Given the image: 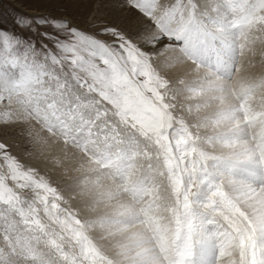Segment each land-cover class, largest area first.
<instances>
[{
	"label": "rangeland",
	"instance_id": "obj_1",
	"mask_svg": "<svg viewBox=\"0 0 264 264\" xmlns=\"http://www.w3.org/2000/svg\"><path fill=\"white\" fill-rule=\"evenodd\" d=\"M236 10L240 11V15H237L239 16L237 19L232 18L231 21L233 24L231 27L235 28L239 25L245 27L244 41L246 42L249 40L247 44L253 45L249 46V53L251 55L246 52L248 50L246 45L245 47L247 50L244 52H246V54L248 53L249 57H252V55L254 56L252 60H250L252 68L260 67L264 69V18H262L264 17V12L260 11L258 0H235L231 13L235 15L234 12H236ZM17 12L29 16L51 13L56 17H68L74 24L92 32L95 31V27L93 26L94 21L97 22V26L99 23H106L109 20L119 22L127 15L128 10L121 7V0H0V23L11 28V21ZM22 30L23 29H21V31ZM252 32L256 34L254 35ZM252 35L257 41L251 38ZM257 36L259 37L257 38ZM254 44H256L255 46L257 47H255ZM259 51H261L262 54H259ZM153 52H155V49ZM235 55H237V53ZM260 55L261 57H259ZM196 56L197 55H190L188 57L189 61L198 58ZM257 56L259 59L256 58ZM158 57L160 56H153L150 66L152 76L151 87L154 88V91L145 93L146 102L150 106V118L133 115L132 113L122 116L117 112L114 106L105 103L97 95L95 99L99 105L101 116L99 118H94L88 128L84 129L80 135H76L74 131L71 133L65 132L60 126L48 127L47 124L35 118L28 120L31 126L28 127L27 124L23 125L27 130L25 136L19 135L20 126L14 128L0 124V140L10 146L11 152L18 157L25 170V175L18 176L17 179H12L9 176L8 170L0 168V256H2V254L9 256L6 262H0V264H111V255L97 245L91 233L87 230L85 222L82 221L80 214L77 209H75V205L71 199L65 195V188L54 181L52 177V162L47 161L43 151L45 142H53L54 138L57 139H54V141H59L64 147L68 146L77 154L79 153L78 156L83 157L84 160L88 159L94 165L100 167V169H104V171L109 169L106 173L109 181L113 180L112 182L116 184L115 186L118 189L120 187L122 192L127 188L129 189L131 183L140 185V200L136 202V205L137 208L141 210V202L143 200L146 198L152 199V197L159 198L161 190L163 192L169 190L167 191L168 206H170L168 212L174 213L173 210L175 209L180 212H182L183 209L187 211L189 206L192 208L191 205H193V201H195L194 197L199 196V193L196 194L193 188L202 186L206 189L212 187V189L216 190L217 188L224 187V185L227 184L226 182L230 181V179H226L227 181L225 180L224 185L222 184L223 182H221L222 186L219 187V185L211 183L210 176L208 178L204 176L203 178H205V180L203 181H201L203 178L201 179L196 176L195 169L198 164H200L198 166L204 168L212 161V166H214L215 159L210 157L206 159V150L208 148L207 146H202V144H204L201 137L203 136L201 135L202 131H200L198 127L196 128V124H193V118H187L185 113L182 114V111H178V109L181 108L179 107L181 103L176 102L178 92L161 70V67L158 66L160 62ZM236 57L237 56H234V59L231 58L229 63L228 61L225 62V64H223L224 68H218L216 71L222 76H229L228 80L233 79L238 61ZM208 58L211 57L204 56L202 59L206 61ZM200 59L201 58L198 60L195 59V61L198 62L196 63L197 67L205 69L212 68L210 65L202 66L199 61H203ZM235 59L236 61H234ZM247 62H249V60H247ZM232 64H234L233 67ZM209 77L212 76L209 75ZM262 78L263 79L260 77L259 80L255 79L254 82L256 80L258 82L263 80L264 82V77ZM82 79L85 78L82 77ZM245 80L249 81V79ZM245 80H243V82H245ZM252 80L250 83L253 84ZM240 86L244 87L242 90L243 93L242 91L240 92L242 95H240V93L239 96L238 94L234 95L235 97L237 95L236 99L240 100L237 101L233 97L234 104L237 103L235 105L240 108L234 109L237 107L233 104L235 107L233 108V106H231L230 109H233V111H229V113L234 116L236 113V116H238V112L242 110V115L247 111V115L250 114L252 116L251 111L253 110L259 113V108L263 113H261L262 116H264V97L262 99L261 94L259 96L260 100H263V104L260 103L258 96L254 97L259 101H255L256 103L253 101L254 98L252 99L251 97L250 99L252 100L248 103L249 106H247L249 109L250 107L252 108L249 112V109L243 105L242 100H247L249 96H253V93L250 91L251 86H249L250 88L248 84H242L239 85V87ZM246 89H249L250 92ZM249 93L251 94L249 95ZM257 104L260 106L262 105V107H258ZM246 108L248 110H246ZM247 115H243L241 118L238 117L240 121L238 124H240L239 126L242 128L240 132L241 137L243 136L242 138L250 141L249 138L251 136L252 141L248 142V145L253 144L256 146V142H260V140L264 139L262 137L264 136L262 135L264 132L259 134L257 131L258 133H256L258 135H256L254 132L258 129L253 125L255 123L252 122L254 117H252L253 119L251 118V120V116L249 115V117ZM262 116L260 115L261 118ZM28 121L27 123H29ZM211 121L215 122L216 120L212 118ZM244 121V126H241ZM250 123H253L252 128H254V130L256 129L254 131L251 128L254 134H250L251 130L249 131V128H244L246 125L250 127ZM235 128L233 127L232 130H228L217 137H220V141L224 140L225 142L228 139L229 141L227 140V143L232 139L231 143H233L234 140L237 141L233 135V132L237 130V126H235ZM246 129H248L250 135ZM89 131L91 135L88 134ZM246 132L247 134H245ZM252 136L256 138H252ZM258 136L262 139L257 140ZM239 151H244V149ZM258 155L259 154L256 156ZM194 158L198 163L197 161H193ZM226 159L232 162L237 160L235 161V163L237 162L236 167L232 168L228 165L227 161L223 159L225 164H219L220 169L224 170L226 174L231 175L233 178L240 180L239 182L253 183L255 181H261L256 179L259 177H262L263 180L264 163L261 157L258 158L259 160L256 159L255 161L239 157H237V159H234V157H226ZM46 162H48V164ZM154 165L156 168H154ZM120 170L123 171L124 174ZM237 174L239 176H237ZM130 175H132V178L129 180L127 177ZM158 175H160V179H158ZM213 176L218 178V175L215 173ZM185 177L189 178L187 180L189 184ZM192 177L193 179L196 178L195 182L192 181ZM199 180L202 183H199ZM197 184L201 185L197 186ZM41 185H44V187H41ZM217 191L219 194L215 192L213 196H209L207 193L206 200L213 201L215 199L212 203L216 205L221 204V200L219 199H222L224 203L225 201L226 203L232 202L228 198L227 191H223L221 188L217 189ZM130 196L132 195L130 194ZM202 199H204V197H202ZM153 201L154 203H152L155 204V200ZM180 203L182 206H180ZM173 204L174 207L178 205V207L180 206L181 208L175 207L174 209L172 206ZM206 206L209 205L206 204ZM192 209H190V212L192 211L191 217H194L192 218L194 219L192 222L195 221L197 223V215H193L194 212ZM205 210L206 209H202V211ZM179 211L178 213L177 211L175 212L177 216L181 215ZM187 213L188 212H185L184 214ZM172 244H174V242H172ZM170 256L173 258L172 255ZM106 257L109 259H106ZM185 258L188 260L187 257Z\"/></svg>",
	"mask_w": 264,
	"mask_h": 264
},
{
	"label": "bare ground",
	"instance_id": "obj_2",
	"mask_svg": "<svg viewBox=\"0 0 264 264\" xmlns=\"http://www.w3.org/2000/svg\"><path fill=\"white\" fill-rule=\"evenodd\" d=\"M234 14L235 15H233L231 11L229 12L228 19L230 21L232 18L237 19L239 17L237 15H240V11L236 10ZM238 22L241 23L240 21ZM244 34L245 27L241 25L230 28L227 33L229 52L220 59L211 55V58L204 61L202 59L204 55L196 56L198 58L195 59L198 60L201 58L200 60L203 61H199L202 66L210 65L212 68L205 69L197 67L196 63L198 62H196L195 59H190L191 61H189L188 57L190 55L185 54L176 47V49L171 48L166 50L163 55H155L160 56L158 57L160 60L158 66L161 67V70L178 92L176 102L181 103V106H179L181 108H179L178 111H182V114L185 113L187 118H193V124H196V128L198 127L200 131H202L201 135L203 136L201 137L204 143L202 146H207L209 149L206 150V159H208V157L215 159L214 166H212V161L204 168H201L198 166L200 164H198L195 169L196 176L201 179L204 176L207 178L210 176L211 183L219 185V187L222 186L221 182H223L222 184L224 185L225 180L230 179V181L226 182L227 184L224 185V187L220 188L228 192V198L232 201L231 203L228 201V203H226V201L224 203L222 199H219L221 200V204H213L212 202L215 201V199L213 201L206 200V194L208 193L209 196H213L215 192L219 194L217 189L220 188L215 190L212 189V187L206 189L201 186L199 188H193L196 194L199 193V196L194 195L195 201H193V205H191L192 208L194 207L193 209L189 206L188 208L186 207L187 211L184 209L182 210L184 213L188 212L187 214L175 209V207L179 208L182 206L181 203L179 207L178 205L174 207L175 203L172 205L177 213L178 211L181 213V215L179 214L180 216H177L175 210H173L175 214L173 212H168L170 206H168L167 191L169 190H165L164 192L161 190L159 198L150 195L152 199L146 198L141 202V210L138 209L136 205V202L140 200V185L131 183L129 189L127 188L122 192L119 186V189L115 186L116 184L112 182L113 180L109 181L106 175L109 169L104 171V169H100V167L94 165L88 159L84 160L83 157L78 156L79 153L77 154L68 146L64 147L59 141H54L55 138L53 142H45L43 152L46 155L47 161L52 162V177L54 181L65 188V195H67L75 205V209H77L80 214L82 221L85 222L87 230L91 233L97 245L111 255V264H211V259L212 264H240V233L253 232L257 229L256 234L259 235L257 227H259L260 219L264 218V178L263 180L262 177L256 178L261 181H255L253 183L239 182L240 180L233 178L231 175L226 174L224 170H221L219 165L225 164L223 160L225 159L232 168L236 167L237 162L235 163V161L237 160H233L234 162H232L226 159V157H234V159H237V157L247 158L253 161L260 157L261 159L264 157V139L258 136L257 140H262H260V142H256V140V146H254L253 144L248 145V142L252 141L251 136L249 138L250 141L242 138L243 136L241 137L240 132L242 128H240V124H238L240 123L238 117L241 118L243 115H247L248 112L245 111L242 115V110L240 109L241 112H238V116H236L237 114L235 113L236 117L229 113V111H233V109H230L234 104L233 97L234 99L237 97V95L236 97L234 95L238 94L239 96V93L244 88V85L240 87L239 85L248 84V87L251 86V88L249 87L251 93H253V96H249L247 100H242L245 107L249 106L248 103L256 96H258L260 103L264 100V82L263 80L261 82L257 81L260 77L263 79L262 77H264V75L262 74H264V69L260 67H251L252 63L250 60H252L254 56L252 55V57H249V46L253 44L248 45L247 42L249 40L246 42L244 41ZM258 37L259 36H257V38ZM251 38H253V35ZM253 39L256 40L255 38ZM256 44H254V46ZM245 45L248 47V50ZM245 50H247L246 52L249 54H246V52H244ZM155 52H158V49H155ZM236 53L237 55H235ZM255 54L259 55L262 53L259 51V54ZM234 56H237L236 59L238 60L236 71L234 72L233 79L228 80L229 76H222L216 70L221 67L224 68L223 64L227 61L229 63V60L231 58L234 59ZM259 57H261V55ZM256 58H258V56ZM236 59L234 61H236ZM246 59L249 60V62H247ZM233 65L234 64H232V67ZM209 75L212 77H209ZM245 79H249V81ZM255 79L257 80L254 82ZM243 80H245V82H243ZM251 80L253 84L250 83ZM247 91H249V89ZM251 93H249V95ZM260 94L263 99L262 101L259 97ZM240 95L242 94L240 93ZM251 97L252 99H250ZM256 99L257 98H254L253 101L259 102L258 99ZM236 100L239 101L240 99ZM259 104H257L258 107L260 106ZM235 106L237 107V105ZM235 106H233V108ZM260 107H262V105ZM239 108L237 107L234 109ZM247 108L249 109V107ZM247 108L246 110H248ZM250 109L252 108L250 107ZM250 109L248 110L249 112L251 111ZM258 111L260 114L252 110V116L250 114L251 117L247 115L250 119L254 117V119L252 118L254 121L251 120L255 123L252 124L258 129H255V131L251 123L250 127L246 125L247 127L245 126L244 128H249V131L251 130L250 134H254L257 131L259 134L264 132V116H262L263 113L261 109L258 108ZM212 118L216 121H211ZM25 124H27L28 127L31 126L29 125L30 122H26ZM244 124L245 121L241 126H244ZM235 126H237V130L233 132V135L237 141L234 140L235 143H231L232 139L228 143V139L226 142L222 139L223 142L220 141V137L218 138L217 136L228 130H232ZM251 128L255 131L254 133H252L253 130ZM246 130L248 131V129ZM257 133L256 135H258ZM245 134H247V132ZM253 136L252 138H256ZM262 137L264 138V136ZM241 149H244V151H239ZM257 154H259L260 157L259 155L256 156ZM193 161L195 162L197 160L194 158ZM262 161L264 163V159ZM48 162L46 163L48 164ZM154 168H156V166ZM121 172L123 173V171ZM214 173L218 175V178L213 176ZM159 176L160 175H158V177ZM237 176L239 175L237 174ZM131 178L132 175L127 177L129 180ZM186 178L187 177H185V179ZM158 179H160V177ZM188 179L189 178H187L186 181ZM203 180H205V178L201 181ZM192 181L195 182L196 178ZM201 181L199 180V183ZM198 185L199 184H197V186ZM130 194L132 196H130ZM202 197H204V199H202ZM153 200H155V204H153ZM206 204L209 206H206ZM190 209L193 210L194 216L195 214L197 215V223L195 221L192 222V220H194L192 218L194 217H191L192 211L190 212ZM202 209H206L207 211H202ZM237 230H239V232ZM172 242H174V244H172ZM170 255H172L173 258ZM8 257V255L2 254V256H0V262H6ZM185 257H187L188 260H186ZM106 259L109 258L106 257Z\"/></svg>",
	"mask_w": 264,
	"mask_h": 264
},
{
	"label": "snow or ice",
	"instance_id": "obj_3",
	"mask_svg": "<svg viewBox=\"0 0 264 264\" xmlns=\"http://www.w3.org/2000/svg\"><path fill=\"white\" fill-rule=\"evenodd\" d=\"M234 4L235 0H121L127 15L98 26L94 21L92 32L68 17L17 12L11 28L0 23V124L20 126L18 133L25 136L23 125L35 118L80 135L101 116L97 95L122 116L150 118L145 93L154 91L153 56L173 47L194 56H226L232 26L228 14ZM258 5L264 12V0ZM0 168L12 179L25 175L22 163L2 140ZM258 232L240 233V264H264V218Z\"/></svg>",
	"mask_w": 264,
	"mask_h": 264
}]
</instances>
